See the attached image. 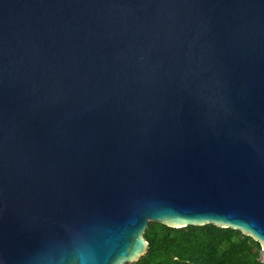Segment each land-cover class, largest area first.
I'll use <instances>...</instances> for the list:
<instances>
[{"label":"water","instance_id":"water-1","mask_svg":"<svg viewBox=\"0 0 264 264\" xmlns=\"http://www.w3.org/2000/svg\"><path fill=\"white\" fill-rule=\"evenodd\" d=\"M264 259V0H0V264H127L149 222Z\"/></svg>","mask_w":264,"mask_h":264},{"label":"trees","instance_id":"trees-1","mask_svg":"<svg viewBox=\"0 0 264 264\" xmlns=\"http://www.w3.org/2000/svg\"><path fill=\"white\" fill-rule=\"evenodd\" d=\"M146 253L127 264H264L261 244L233 228L214 224L173 228L150 221Z\"/></svg>","mask_w":264,"mask_h":264}]
</instances>
